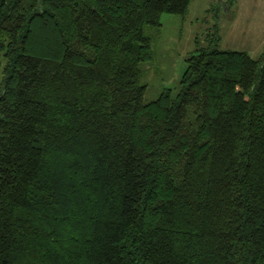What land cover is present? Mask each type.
I'll use <instances>...</instances> for the list:
<instances>
[{"label":"trees","instance_id":"trees-1","mask_svg":"<svg viewBox=\"0 0 264 264\" xmlns=\"http://www.w3.org/2000/svg\"><path fill=\"white\" fill-rule=\"evenodd\" d=\"M191 1L0 0V264H264V57L140 82Z\"/></svg>","mask_w":264,"mask_h":264},{"label":"rangeland","instance_id":"rangeland-1","mask_svg":"<svg viewBox=\"0 0 264 264\" xmlns=\"http://www.w3.org/2000/svg\"><path fill=\"white\" fill-rule=\"evenodd\" d=\"M192 0L184 16L165 13L162 25L146 26L151 39L152 59L142 65L141 84L147 86V100H156L169 87L176 94L186 70L187 57L199 48L247 51L264 57V0ZM5 60L0 62V91Z\"/></svg>","mask_w":264,"mask_h":264},{"label":"crops","instance_id":"crops-1","mask_svg":"<svg viewBox=\"0 0 264 264\" xmlns=\"http://www.w3.org/2000/svg\"><path fill=\"white\" fill-rule=\"evenodd\" d=\"M237 0H228V2H226L227 4H229V8L232 9L234 3L236 2Z\"/></svg>","mask_w":264,"mask_h":264}]
</instances>
